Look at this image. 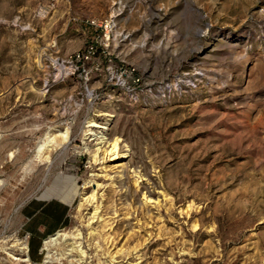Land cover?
Masks as SVG:
<instances>
[{
    "label": "rangeland",
    "instance_id": "374dc122",
    "mask_svg": "<svg viewBox=\"0 0 264 264\" xmlns=\"http://www.w3.org/2000/svg\"><path fill=\"white\" fill-rule=\"evenodd\" d=\"M90 117L128 148L103 172ZM0 181V264L44 262L43 241L1 250L35 198L69 205L82 264H264V0H0Z\"/></svg>",
    "mask_w": 264,
    "mask_h": 264
},
{
    "label": "bare ground",
    "instance_id": "6f19581e",
    "mask_svg": "<svg viewBox=\"0 0 264 264\" xmlns=\"http://www.w3.org/2000/svg\"><path fill=\"white\" fill-rule=\"evenodd\" d=\"M62 72V71H61ZM87 125L83 130V135L87 136L89 140L92 141L91 146H84V150H86L89 155L91 162L94 164H99V169L101 172L104 171V162L108 158V160H123L128 152L127 145H122L121 141L118 137H115L111 140H108L105 136V132L107 130V126L99 127L101 130H94L93 128L98 127L96 122L92 117H90L86 121ZM70 137L69 126L64 127L55 133H47L46 136L41 140V143L38 144L35 151V161L38 162H48L49 153L60 146L66 147ZM125 147L124 152H121V148ZM12 155V153L10 154ZM27 169V166L24 168ZM106 174L92 173L91 178L88 180V184L92 187L90 193L83 198V202L80 203L79 208L83 205L90 204L92 206L91 213L87 217V227L91 226V223L94 220L100 218V206L98 200V191L101 187V184L96 181L97 178H104ZM1 183V181H0ZM137 183V181H135ZM3 185V184H2ZM0 185V186H2ZM95 203V204H94ZM128 217V216H127ZM93 224V223H92ZM80 232H69V231H59L54 235L48 237L43 242V247L46 250L45 260L41 264H51L53 260L60 262L63 258L67 256H73L76 254L77 259L75 260L78 264H82L84 257L86 255V251L82 249L81 242L78 241ZM90 234L101 236L100 232H91ZM102 238V237H101ZM107 239V238H106ZM104 239V241H106ZM1 250L4 251V254L7 255V258L16 263L29 262V258L26 254L27 243L25 241H20L18 238H14L13 241L8 245L6 240L1 242ZM97 246L98 242L95 243ZM69 246L68 249L65 250L61 248ZM15 251L20 253L19 256L15 254ZM105 253L109 255V250L105 249ZM110 259L113 260V257L110 255Z\"/></svg>",
    "mask_w": 264,
    "mask_h": 264
},
{
    "label": "crops",
    "instance_id": "0c3cea01",
    "mask_svg": "<svg viewBox=\"0 0 264 264\" xmlns=\"http://www.w3.org/2000/svg\"><path fill=\"white\" fill-rule=\"evenodd\" d=\"M69 205L57 198L29 199L21 208L24 218L23 227L28 234L27 249L30 256L32 246L36 242L62 230L68 221Z\"/></svg>",
    "mask_w": 264,
    "mask_h": 264
},
{
    "label": "built area",
    "instance_id": "2783aa9c",
    "mask_svg": "<svg viewBox=\"0 0 264 264\" xmlns=\"http://www.w3.org/2000/svg\"><path fill=\"white\" fill-rule=\"evenodd\" d=\"M90 23H91V24H94L95 21H94V20H91ZM107 25H108V23H105V27H106ZM89 52H90L89 50L86 52L85 57L87 56V53H89ZM76 56H77V57H80V54H76ZM82 56H84V55L82 54Z\"/></svg>",
    "mask_w": 264,
    "mask_h": 264
}]
</instances>
